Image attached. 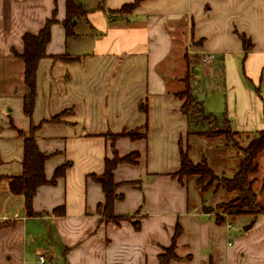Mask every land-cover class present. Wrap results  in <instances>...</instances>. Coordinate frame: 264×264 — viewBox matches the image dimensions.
Here are the masks:
<instances>
[{"label":"crops","instance_id":"0c3cea01","mask_svg":"<svg viewBox=\"0 0 264 264\" xmlns=\"http://www.w3.org/2000/svg\"><path fill=\"white\" fill-rule=\"evenodd\" d=\"M74 1L87 13L66 36V0H0V177L21 174L23 140L15 130L30 126L36 127L38 149L49 155L46 179L65 165L54 185L37 188L34 216L24 210L23 197L0 181V264H33L39 254L46 264H158L176 226L177 258L169 264H264V212L218 222L216 212H203L197 185L174 175L182 144L199 132L175 96L183 37L192 38L194 54L216 56L193 71L204 111L239 134L264 129V0H143L125 13L116 11L134 0ZM52 15L46 53L67 59L40 60L28 118L22 110L23 63L12 50L21 53L22 36L37 34ZM238 34L251 42L245 53ZM201 65L221 83L205 98L195 76ZM134 130L146 138H107ZM112 150L120 157L139 154L135 165L114 170L121 198L112 210L128 217L118 224L97 211L104 195L91 178L102 174ZM259 167L264 175V151ZM37 227L46 230L49 247L40 243Z\"/></svg>","mask_w":264,"mask_h":264},{"label":"trees","instance_id":"16d2710c","mask_svg":"<svg viewBox=\"0 0 264 264\" xmlns=\"http://www.w3.org/2000/svg\"><path fill=\"white\" fill-rule=\"evenodd\" d=\"M143 0H134L130 4L123 5L116 13L131 12L136 6ZM87 13L86 9L74 0H66L65 3V18L63 20V27L65 29L66 36H71L76 24V21L83 18ZM52 18L44 24L43 28L35 35L24 34L22 36L23 50L21 53H16L12 50L14 57L20 59L23 63V84L24 93L22 95V110L26 117L30 118L35 100H36V71L40 60L44 58H52L54 60H66L67 57L55 56L49 57L46 53V46L50 42L51 33L50 27L55 22ZM238 37L242 43L244 53L251 49V42L244 34H238ZM195 86V85H194ZM195 88H187L184 93H176L175 96L179 99H184L180 110L186 115L189 126L197 127L200 123L205 122L208 118H213L210 114L206 113L202 107L200 101H197L194 94ZM57 118V117H56ZM55 117L51 119L54 121ZM10 126L11 121H10ZM146 128V125H145ZM29 134H24L22 131L15 130L17 135L23 140V156H22V172L19 176L13 177H0V180L7 182L8 191L13 196H22L24 199V210L29 216H34L31 210L32 199L36 193L38 187L43 185H54L56 179L62 177L65 173V165L55 169L50 180H47L44 175V163L49 158V155L43 154L37 147L34 133L36 127L30 126ZM198 135H205L207 133L195 132ZM194 133V134H195ZM229 131L223 132L227 134ZM234 134L236 132H233ZM257 137L248 145L243 152V158L239 163L238 172L231 179H224L223 189L227 192L237 190L241 195L232 201L229 205H224V213L229 216H238L242 214L255 216L264 212V207L260 208L256 206L255 195L251 191L248 175L254 174L257 171V165L255 160L257 156L264 151V129L257 132ZM121 137H128L130 140H138L146 138L144 133L142 137L138 138L131 132H120L117 134H108L107 138L114 142ZM180 166L174 175L178 181L181 182L182 178L196 175L198 179L207 178L210 176L211 171L207 168L204 161L201 163L193 164L188 158L187 153L181 149ZM139 154L137 152L129 153L125 156L118 157L116 152L112 150V157L104 160V169L99 176L91 175V178L100 185L104 195V202L97 205V211L101 213L102 218L106 222H112L118 224L122 220H128L126 216H118L113 213V203L115 200L121 198L116 191L119 187V183L114 182V170L118 165L128 164L135 165ZM198 184L202 187L198 181ZM203 212L209 213L211 209L206 207L202 208ZM218 222L222 221L221 216H217ZM251 220L245 229L252 225ZM139 227V223H134V228ZM180 229L176 226L174 235L171 239V244L167 249L163 250V253L158 255V264H169L170 260L176 259L175 255V242L178 237Z\"/></svg>","mask_w":264,"mask_h":264},{"label":"rangeland","instance_id":"374dc122","mask_svg":"<svg viewBox=\"0 0 264 264\" xmlns=\"http://www.w3.org/2000/svg\"><path fill=\"white\" fill-rule=\"evenodd\" d=\"M180 25L181 26L178 29L180 33L178 35L181 34L180 37L182 38L185 34V27L182 23ZM192 41V38L188 39L187 37H183L181 39V43L179 44V46L181 45L179 48V68H177V77L174 82L178 90L177 93H184L187 88H189V85L190 88L193 89L195 82L193 78V71L198 65L202 63L204 66L213 63L211 62L205 64L202 62V57L193 53L192 47L195 44ZM203 66L201 65L198 67L199 71L195 76L197 77V82L199 83H197V92L205 98L206 93L211 94V87L214 89L218 86L221 87V83L218 78H212L205 75L202 70ZM221 97L223 96H219V101H221ZM180 100L181 102L184 101V99ZM144 113H147L146 109L144 110ZM197 127L199 132L202 130L203 133L207 134L198 135L195 133V137L187 138V142L185 141V144L183 143L182 145H185V152L191 162L193 164H197L204 161L207 168L210 169L211 174L207 178H202L200 180L196 175H191L187 178L184 176V181L197 185V191L202 197L200 201L202 208L206 207L211 209L221 216L222 219L233 217L225 214L223 207H225L224 205L232 203V201L238 198L241 193L237 190L227 192V190L223 189L222 180L231 179L238 172L239 163L243 158L242 151L246 149L248 145L258 136L257 132L250 134H234L226 123L217 122L214 118H208V120L200 123ZM225 131H229V133L223 134ZM29 132L30 130L28 129L23 133L29 134ZM133 132L138 138L142 137L144 134H142L141 130H134ZM259 155L255 160L257 171L254 174H249L248 179L251 191L255 195L256 206L262 208L264 207V175L260 172ZM198 181L201 185H203L202 187L198 184ZM3 205L4 204H0V207ZM226 225L229 226L228 223ZM36 229L37 232H41L42 240L40 243H44L45 247L47 245L49 247L50 241L47 237L48 235L46 230L41 227H39V229L37 227Z\"/></svg>","mask_w":264,"mask_h":264},{"label":"built area","instance_id":"2783aa9c","mask_svg":"<svg viewBox=\"0 0 264 264\" xmlns=\"http://www.w3.org/2000/svg\"><path fill=\"white\" fill-rule=\"evenodd\" d=\"M203 63L208 64L215 60V54L214 53H208L202 56ZM33 264H46V257L44 254H39L36 260Z\"/></svg>","mask_w":264,"mask_h":264},{"label":"water","instance_id":"95a60500","mask_svg":"<svg viewBox=\"0 0 264 264\" xmlns=\"http://www.w3.org/2000/svg\"><path fill=\"white\" fill-rule=\"evenodd\" d=\"M18 216L22 217L23 216V211H20Z\"/></svg>","mask_w":264,"mask_h":264}]
</instances>
